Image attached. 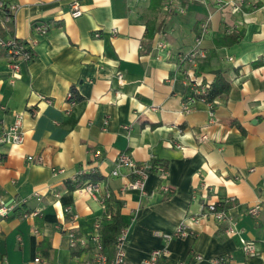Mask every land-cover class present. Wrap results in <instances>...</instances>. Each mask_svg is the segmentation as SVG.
Returning <instances> with one entry per match:
<instances>
[{
  "label": "crops",
  "instance_id": "1",
  "mask_svg": "<svg viewBox=\"0 0 264 264\" xmlns=\"http://www.w3.org/2000/svg\"><path fill=\"white\" fill-rule=\"evenodd\" d=\"M10 1L19 10L13 25L0 19V38L34 41V58L10 84L8 55L0 49V131L19 113L24 133L21 145L0 147V198L12 208L0 219V264L81 263L84 255L69 247L66 232L90 236L104 209L83 187L70 191L65 183L90 169L120 202L126 264H142L153 249L165 251L163 264L189 261L192 254L202 260L191 264L220 257H229L228 264H264V0H224L222 6L78 0V18L71 16L72 0ZM206 20V57L195 75L211 84L218 72L229 92L216 102L215 124L200 142L208 107L198 103L182 113L186 89L177 56L194 46ZM33 25L49 31L37 35ZM72 90L76 100L69 106ZM120 153L139 164H162L165 173H151L142 192L122 190L133 177L125 169L111 175ZM203 200L225 202L240 232L227 235L226 221L205 217L193 226L195 234L168 238L199 213ZM255 205L257 215L250 213ZM67 206L78 214L71 224ZM36 208L41 215L20 218ZM241 239L254 244L255 255L243 252Z\"/></svg>",
  "mask_w": 264,
  "mask_h": 264
},
{
  "label": "built area",
  "instance_id": "2",
  "mask_svg": "<svg viewBox=\"0 0 264 264\" xmlns=\"http://www.w3.org/2000/svg\"><path fill=\"white\" fill-rule=\"evenodd\" d=\"M215 5L222 6L226 3L224 0H212ZM243 0H239L240 4ZM232 6L236 7L237 3L232 2ZM19 10V5L11 2L10 0H0V19L3 24L13 25L15 16ZM182 12V11H181ZM82 15L80 9V3L78 0H72L71 2V16L73 18H78ZM33 30L37 35L43 36L48 33L49 28L45 25H33ZM209 33L208 20L201 23L198 34L194 39V46L188 51L178 54V72L181 78V82L186 89L185 97L182 101V113L189 114L193 111L194 107L198 103H203L208 107L209 119L207 124L201 128L202 132L197 136L200 142H205L208 140V135L206 130L211 125L215 124L214 119V106L216 102H208L206 100V94L209 91L211 84L207 81L201 79V77L196 76L195 72L198 67L200 60L206 57L205 51L201 48L202 39ZM95 36H98L97 34ZM33 42H24L15 38L2 39L0 38V49L6 51L8 55V67L11 71V76L9 83L13 84L16 80L21 78V64L29 63L33 60ZM162 47V44L158 45ZM119 81H122L120 74L117 75ZM39 99L50 103L45 97L39 95ZM67 103L69 106L75 104V99L73 98L72 91H69L66 96ZM34 114V111H31ZM14 120L11 125L0 131V147L4 146H18L24 141V133L22 131V117L21 114L15 113ZM178 148L182 149L180 145ZM94 158L98 157V154L93 155ZM28 160H32V157H28ZM41 162V159H39ZM125 169L129 175L133 177L122 190H136L139 192L143 191L144 183L148 176L155 172L164 174V167L161 165H156L153 163L139 164L135 162L127 153H120L115 161V168L111 172L112 176H119L121 170ZM92 173V170H81L77 176L83 173ZM83 189L88 193L89 197L98 203L103 209L104 213L100 218H96L93 223L92 233L90 236H79L72 230H67L68 244L71 249L84 255L80 264H126L125 259V245L127 240V228L121 229L120 234L114 243V254L111 257L105 255L102 251L101 233L100 229L102 227V222L104 219H109L106 212V206L108 200L111 197L110 192L107 189H103L98 182H88L83 186ZM164 191H169L167 187H163ZM170 192V191H169ZM37 201L41 198L38 194H35ZM221 202L208 203L206 201H201L199 204V213L197 215L188 217L184 219L179 226L176 228L174 233L168 238H185L188 235L194 233L193 226L200 223L202 218L211 217L218 223L227 222L228 226L226 228L227 235H236L240 231L236 227V223L229 219L226 214V210L220 207ZM11 206L8 205L4 200L0 198V219L7 218L11 212ZM40 208H36L30 212H23L20 216L22 220L29 219L31 217H36L41 215ZM260 206L255 205L250 213L253 215L259 214ZM64 213L66 215L67 223H74L78 219V214L73 212L70 206L64 208ZM37 230L33 229V233ZM195 234V233H194ZM158 236V233H155ZM243 252L247 256L255 255V246L252 242L241 239ZM165 251L159 249H153L147 256V258L142 262V264H163L165 259ZM202 257L198 254H192L189 261H181L179 264H191L192 262H201ZM229 257H220L211 259L209 264H228ZM40 257L34 259L35 263L40 262Z\"/></svg>",
  "mask_w": 264,
  "mask_h": 264
},
{
  "label": "trees",
  "instance_id": "3",
  "mask_svg": "<svg viewBox=\"0 0 264 264\" xmlns=\"http://www.w3.org/2000/svg\"><path fill=\"white\" fill-rule=\"evenodd\" d=\"M148 30V28H147ZM239 36H235L232 38L231 43L239 40ZM229 92V84L223 80L220 73H215V80L211 83V87L206 94V100L208 102H217L219 100H223L227 97ZM73 93V90H72ZM76 95L73 93V98L76 100ZM156 164V163H154ZM161 165L162 164H156ZM164 167V166H163ZM165 168V167H164ZM133 180V178L131 179ZM101 179L96 175H92L91 173H83L76 177L73 181H67L65 186L70 191L82 188L88 182H99ZM227 204L225 202H221L220 207L225 209ZM106 212L109 216V219H104L102 222V227L100 229L101 233V242H102V251L108 257L113 256L114 254V243L120 231L125 226L121 220L120 215V202L115 198L110 197L108 200V204L106 206Z\"/></svg>",
  "mask_w": 264,
  "mask_h": 264
}]
</instances>
